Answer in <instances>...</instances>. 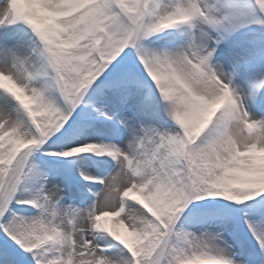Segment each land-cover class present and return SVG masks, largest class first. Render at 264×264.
<instances>
[{"label":"snow or ice","instance_id":"6c2138e0","mask_svg":"<svg viewBox=\"0 0 264 264\" xmlns=\"http://www.w3.org/2000/svg\"><path fill=\"white\" fill-rule=\"evenodd\" d=\"M0 264H264V0H0Z\"/></svg>","mask_w":264,"mask_h":264}]
</instances>
